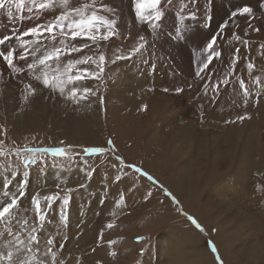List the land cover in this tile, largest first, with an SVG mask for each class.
I'll return each instance as SVG.
<instances>
[{
    "label": "rangeland",
    "instance_id": "374dc122",
    "mask_svg": "<svg viewBox=\"0 0 264 264\" xmlns=\"http://www.w3.org/2000/svg\"><path fill=\"white\" fill-rule=\"evenodd\" d=\"M162 1L167 5L178 3L180 21L170 13L174 20L173 27L166 26L165 29L160 25L172 36L174 43L169 41L166 48L160 50L148 37L141 53L134 55L131 60H119L127 62L134 74L139 69L143 71L137 74V80L135 77L124 80L126 89H118L116 80L109 77L107 69L109 60H115L118 55H127L140 42L139 38H135V19L138 18L135 16L134 0L129 3L125 0L97 1V5L103 3L102 5L107 4L113 9L112 12L102 14L117 21L118 35L107 42L101 41L99 49L91 45L81 53L62 57V62L66 63L68 59H79L85 54H95L94 58H97L102 52L106 56L105 70L99 78L88 77L72 85L90 88L95 95L89 94L88 99L76 103L60 95L58 91L53 92L43 87L42 83L33 78V73L27 66L24 73L18 75L20 84L0 86V95L14 89L12 93L21 99L18 119H14L13 113L11 118L8 106L0 103V141H3L0 151L6 153L0 155V193L12 190L7 197L10 199L23 191L18 207L21 205L20 201L24 200L31 205L26 206L28 210L25 213L16 211L15 218L6 223L21 230L25 225L24 221L28 220L26 226L35 229V232H31L32 229L30 232L38 236L39 244H42L35 245L44 247L49 254L46 259L49 260L48 263L39 254L26 255L22 260L31 259L32 264H39L41 260L44 264H53V259H49L52 257L49 248L51 252H56L54 245L57 230L67 232L72 229V221L83 219L82 222L86 225L98 221L100 226L95 237L96 244L87 252L90 254V264H100L95 259V252L102 248L107 250L103 264H219L215 259L216 254L211 251L210 242L216 246L223 264H264V224L259 220L258 225L254 222L249 227L241 228V224L226 219L227 213H238L239 209L236 210L227 202L230 199L228 197L234 194L231 187L236 185L232 182L235 159L228 162L224 156L225 150L233 149V139L242 136L246 129L254 126L260 128V132L264 131V120H259L261 115L264 119V110L261 106L260 109L257 107L259 102L264 101V69L260 72L254 71V67L249 69L250 62L246 63L244 59V52L253 44L261 43V50L264 52V0H229L230 10L223 12L217 21L214 18L213 4L219 0ZM37 2L38 7L39 3L46 0ZM6 6L9 4L6 3ZM244 6L253 9L251 16L232 15ZM160 11L162 20L165 16L161 6ZM192 21L206 32H195ZM206 34H209V42ZM237 36L240 37L239 40ZM214 38V49L221 55L213 56L208 68L201 72L203 64L208 62L207 58L212 53L207 45ZM72 43L81 45L85 42L77 40ZM175 44L179 47L174 46ZM31 59L29 57L27 63ZM77 68L96 71L95 65L91 63L78 65ZM197 72H200L199 76ZM143 74L147 78L141 79ZM5 76L8 79V75L0 73V80ZM241 80L247 89V95L244 94L245 89L240 87ZM30 83L37 91L26 101L25 87ZM117 97L123 101L117 102ZM176 99L191 108L189 115L184 113L180 104H175ZM109 107L112 113H117V121L107 112ZM147 108L151 110L150 113ZM256 108L259 113H256ZM152 112L158 120L150 118ZM129 116L131 118L128 119ZM241 116L245 118L240 121L238 117ZM110 118L112 122L109 121ZM122 120H127L129 125L125 126ZM252 121V126H249ZM154 124L158 127L152 129ZM119 130L125 132L119 133ZM154 130L165 137L166 146L161 140L164 148L162 154L159 153L160 146L155 150L154 147L151 150L147 147ZM179 137L185 158L192 153L200 157L202 151H212V148L220 156L223 155L218 158L217 176L209 178L206 175L208 171L199 177L197 173L192 178L180 176L175 173V162L171 166L165 164L168 161V147L174 144L177 150ZM109 141L112 143H108ZM93 147L103 148L104 151L84 152V149ZM25 148H63L66 155L53 156L51 152L27 153ZM145 150L151 153H145ZM261 153L264 156V147L261 148ZM25 157H34L35 162L25 167ZM136 168L141 171H135ZM261 177H264V169L259 173V180ZM6 179L11 181L7 190L3 187ZM23 181L27 183L21 187ZM253 185L249 182L245 189L250 192L254 189ZM143 191H146L145 196ZM140 193L143 197H139ZM225 193L230 195L225 196ZM3 194H0V198ZM49 196H54L55 199L49 201L46 199ZM78 196L83 198L79 200ZM65 197L68 204H64ZM34 198L39 200V213L32 203ZM166 200V206L170 208L169 215L173 214L176 219L170 216L169 219L164 218L168 213L159 207V202L166 204ZM246 207L251 213L255 211L252 205ZM162 211L164 216L161 215ZM41 215L43 220L40 219ZM189 217L195 219L203 231ZM241 219L240 212L239 220ZM151 223L154 225L150 227ZM109 224L113 227L109 228ZM260 224L263 229L259 228ZM76 227L79 229V225ZM147 227L150 228L146 229ZM76 230L75 233L82 232V228ZM48 239H52L54 243L47 245ZM63 248L65 249V245L57 250L56 264H60L61 255L69 260L64 256ZM2 253L5 254V251ZM71 257L73 261L76 259L75 262L83 261L81 256ZM0 264L5 262L0 261Z\"/></svg>",
    "mask_w": 264,
    "mask_h": 264
},
{
    "label": "bare ground",
    "instance_id": "6f19581e",
    "mask_svg": "<svg viewBox=\"0 0 264 264\" xmlns=\"http://www.w3.org/2000/svg\"><path fill=\"white\" fill-rule=\"evenodd\" d=\"M97 1H99V0H97ZM101 1H104V0H100V2ZM107 1H109V0H107ZM125 1H127V3H129V1H131V0H125ZM248 1H250V0H247V2ZM251 2H253V0ZM82 3H84V0H69V5L72 8L81 6ZM230 4L231 3L229 2V0H219L218 3H214L213 4V13H214V18H215L216 21L219 20L222 17L223 12H226V11L228 12V10H230V6H229ZM160 6L162 7L163 16H165V17H163L162 20L160 19L158 21L157 20L141 21L139 19H135V34H136L135 38L136 37L139 38L140 36H143L146 39V38L149 37V40H151V42L153 44L154 43L157 44V47H159L158 49L162 50L163 48H166L165 46H167L169 41L174 43V41H172V39H173L172 36H169L167 34V32L164 31V28L166 29V26H172L173 27L174 20H173V17L171 16L170 13L174 14L176 19H178L179 21H180V19H179L180 18V13H179V9H178V3H173L171 5H167L164 1H162ZM167 6H169V8ZM9 8H10V11H11V15H9ZM63 8H64V5L61 3V0H54V3H53L52 6L44 8V9H40V8L37 7V5H32L29 2H25V7L22 10H17L15 5L6 6V4H5V7L3 9H0V37L20 34V33H23L24 31H26L27 29L36 26L37 24H46V23L52 21L54 19V17L56 15H58ZM29 9H31V11H29ZM214 18H213V20H214ZM216 21H215V23H216ZM192 24H193V26L195 28L194 29L195 32L203 31L202 29L199 28V26L194 21H192ZM160 25H162L164 28L161 27ZM133 28H134V26H133ZM203 32H206V31H203ZM198 34H200V33H198ZM172 35H174V34H172ZM201 35L203 36V34H201ZM207 36H208L207 37L208 41L207 40L206 41L209 42V39H210L209 38V34ZM174 38H175V36H174ZM23 39L24 40H32L34 38H32V37H23ZM195 40H196V38H195ZM133 41H135V40H133ZM190 42L193 43L192 40ZM177 44H175L174 46H176ZM188 45H190V44L188 43ZM192 45H194V44H192ZM177 46L179 47V45H177ZM261 46H263V45H261V43L259 45L253 44L252 46H250V49L247 50V52L246 51L244 52V55L246 56V57H244V59H246V63L247 62H250L251 64L254 63L253 64L254 65L253 66L254 67L253 68L254 71H259V72L264 69V52H262L263 50H261ZM12 47H15L17 49V59H16L15 63H16V65L18 67H21L23 69V71H21L20 73L13 72L11 69L8 68L6 62H4L2 58H0V73L8 75V79H6L7 78L6 76L4 78H1L0 86H2V84H4V85L8 84L11 87L12 86H16L17 83H19L18 81H19V78H20V76H18V75L23 74L24 71H25V68H26V64H27L28 60L27 61H23V60H20L18 58L19 57V53L22 51V49L20 48V42L17 39L13 38V39L7 41L5 43V45H0V50H3V51L6 52L7 50H9ZM173 47H169V48H173ZM186 47H188V46H186ZM181 49H183V47ZM251 49H253V50L251 51ZM184 50H187V49H184ZM188 52H190V50ZM186 54H188V53H186ZM183 55H185V54H183ZM110 61L111 60L108 61V63H109L108 66L109 67L107 69V74L109 75L110 78H113V79L116 80V82H117L116 86L118 87V89H121V88L126 89V87L124 85V80L133 79L134 77H135V80H137V79H139L137 77V74L143 72V71L141 72V70L139 69V70H137V73L134 74L133 68L129 67L127 65V62H122L123 60L120 61V62L118 60L115 63H111ZM256 75H257V73H256ZM146 76L147 75L143 74L141 79L147 78ZM12 92H14V89H13ZM12 92L10 90V92L7 91L5 94L0 95V103L2 105L8 106V108L10 109L9 114L13 113L14 114V119H18L20 117V115H18V114H20V110H21V99H20L19 96H16ZM242 97H243V95H242ZM121 101H123V99L121 100L119 97H117V102H121ZM175 101H176V103L175 102L174 103L177 104L178 106L180 104V106L182 107L181 109H183L185 114L189 115V113H191V108L188 105H186L183 101H181L180 103H179L178 99H176ZM237 105H238V103H237ZM260 106L264 110V101L263 102H259L257 107L260 109ZM109 108L110 109L107 112H109L112 115V117H114L115 120H116L117 113H112L110 111L111 107H109ZM147 110H148V113H150L151 110L149 111V108H147ZM257 112H258V109H257L256 113ZM155 115L156 114H154L152 112V114H150L149 116L153 120H158V118H155ZM230 116H231V114H230ZM11 118H13V115H12ZM111 118L109 119L110 122H112ZM129 118H131V116H129L128 119ZM233 118H235V117H233ZM259 120L260 121L264 120L263 119V115H261L259 117ZM122 122H123V124L125 126L129 125L127 120L126 121L122 120ZM220 122H222V121H220ZM252 124H253V121L250 122L249 126H252ZM157 127L158 126L156 124L152 125V129H155ZM243 128H244V125H243ZM119 129H120V127H119ZM119 131H120L119 133L125 132V130H119ZM191 131H192V129H191ZM161 134L156 133L155 130H154L151 138L149 139V142L147 143V147L150 150H151V147H154L153 149L155 150V148H158L160 146V148H161V150H159L160 154L163 153L162 150L164 149L163 148V144L161 146V143H162L161 140L164 142V145H165V141H166L164 135L161 136ZM154 141H156L155 145H154ZM177 141H178L177 150H176L174 144H172L171 147L169 146L170 150H169V147H168V149L166 151V155H167L168 161H167V163H165V164H167V166H171L170 164L175 162V165L177 167V169L175 170L176 175L189 176L190 178H192V177H194V175L196 173L198 174V177H199V176L203 175V172L206 174V172L208 171V174H206V175L209 178H214L215 176H217L218 168H219L218 158H222L223 155L220 156L219 153L215 149L212 148L211 149L212 151H210L209 149L202 151L200 153V157L195 156L194 153H192L190 156H187V158H185L184 157L185 156V152H183V150H182L183 146H182L181 138L179 137L177 139ZM212 141L215 142V140H212ZM233 141L235 142V145H233V149L230 148V149L225 150L226 153H224V156H225V158H226V160L228 162L230 161V159H235V162L233 164L234 173L233 172H231V173H233V181L232 182L236 183V185H235L234 188L231 187L232 190H234L232 192L234 194H232V193H231L232 195L227 194V193L224 194L225 196L226 195H230V197H228L230 199L227 201L224 198L225 199L224 201H227L228 203H230L231 206H233V208H236V210L239 209V212L238 213H236V212L231 213V211H230L229 213H227L226 219H228L229 221L232 219V221L236 222V224H241L240 225L241 228H245L246 226L249 227V225H252L254 222H256L255 224H257V222L259 220L264 224V213H263L264 212V177H261L260 180H259V173H260L261 169H264V156L261 155L262 154L261 153V148L264 147V131L262 130V132H260V128H255L253 126V127L249 128L248 130L246 129V131L243 132L242 136L234 138ZM155 146H157V147H155ZM137 149H139V148H137ZM153 149H152V151H154ZM147 151H148V153H151L149 150H145V153H147ZM145 158H148V157H145ZM251 175H253L252 178H251ZM251 180H253L254 182H252ZM128 181H130V180H128ZM249 182L254 184L253 185L254 189L252 191H250V192H248L245 189L247 184H249ZM128 184H129V182H128ZM257 184H258V186H256ZM9 188H10V186H9ZM11 192H12V190H9L8 193L10 194ZM3 193H5V191L1 192L0 194H3ZM152 193H154V192H152ZM144 194H146V191H143V195ZM154 195H155V193H154ZM134 196H135V193H134ZM140 196H142L141 193L139 194V197ZM7 197L8 196H5V195L2 196V198H0V203H4L5 201H8L9 199ZM243 197H246V198L244 199ZM82 198H83V196H78L79 200H81ZM28 199H29V197H28ZM75 202H78V201H75ZM95 203H96V201H95ZM159 203H160L159 207L162 210H164V212L168 213L170 211V208L168 209L167 206H166V205H168L167 200H166V204H164L163 201H160ZM247 203H249L248 205H252V208L253 207L255 208V211L253 213H251V211L247 209V207H246V206H248ZM20 204L21 205H19L18 210L22 211V212L24 211V213H25L28 210L26 208V206L28 207L30 204L29 203H25V200L24 201H20ZM92 208H93V206H92ZM92 208H91V210H92ZM31 209H32V207H31ZM18 210H17V212H18ZM228 211H229V209H228ZM240 212L242 214L241 221L239 220ZM169 214L170 213L166 214V217H164V218L165 219H169L171 217V218H175L176 219V217H173L174 216L173 214L171 216ZM253 214H254V216H253ZM161 215L164 216L163 215V211H162ZM29 217L30 216H28V218ZM89 218H91V216ZM128 218H130V217H128ZM92 219H89V221H93ZM32 221H33L32 223H34V220H32ZM82 221H83V219L81 221L77 220V219L72 221V229H69L67 232H61L60 229H58L57 232H56V240H55V237H53L54 240H55V245H54V249H55L54 251H56L55 253L58 255L57 250H59L61 246L65 245V249L63 248L64 249V251H63L64 252V256L66 258L68 257L67 259H69V260H65V258L62 257V255H61L59 257V260H61V261H59L60 264H84V263L85 264H90V262H91V258L89 257L90 254L88 255L87 252L89 251V249H91L92 245H93V247L95 246L94 245V244H96L95 237H96L97 233L100 230V226H99V222L98 221L92 222V224H87V225L84 222H82ZM27 222H28V220H27ZM17 223L18 222H16V224ZM0 224H1L0 225V231L4 234V235L0 236V239H2L0 241V253L5 251V255H6L7 251H9V250L15 251V249L12 247V245L9 244V241H13V235H8V233L6 232V228L10 227L12 233L15 236H19L22 240L25 241V244H27V237H28V235L30 233V230L32 229V228L30 229L29 225H27V226L24 225L21 230L20 229L17 230L13 224H10V223L7 224L6 222H1ZM20 225H21V222H20ZM78 225H79V229L76 227ZM260 225L261 226L260 227L258 226V227L263 229L262 224H260ZM17 228H19V227H17ZM81 228H82V232H80V233H77V232L75 233L74 232L76 229L80 230ZM127 232H128V230H127ZM53 233H55V232H53ZM140 234H142V233H140ZM47 235H48V233H47ZM46 236H44V237H46ZM41 243H42V241H41ZM39 245H42V244H39ZM21 247H23V246H21ZM106 251L107 250H104V248H102L101 250L97 249V251L95 252V254H96L95 255V259L98 260L100 264H103L104 257L107 255ZM29 254H31V255L39 254L40 256H42V258H43L42 260L45 259V261L47 263L49 262V260H46V259H48L49 254L44 249V247L34 244V245H32V250L31 251H29V252L22 251L21 253L14 255V258H13L14 264H19V261L24 259L25 257H27L26 255H29ZM75 255L81 256L83 258V261L80 262V263L79 262H75L76 259L73 261L71 256H75ZM57 258L58 257H56V262L58 260ZM27 259H29V258H27ZM49 259H52V257H50ZM63 260H65V261H63ZM92 264H94V263H92Z\"/></svg>",
    "mask_w": 264,
    "mask_h": 264
},
{
    "label": "snow or ice",
    "instance_id": "6c2138e0",
    "mask_svg": "<svg viewBox=\"0 0 264 264\" xmlns=\"http://www.w3.org/2000/svg\"><path fill=\"white\" fill-rule=\"evenodd\" d=\"M29 3L36 5L37 0H28ZM8 3L9 6L12 4L15 5L17 10H22L25 7V0H0V9L5 7V4ZM54 0H46L38 4L40 9H44L52 6ZM61 3L64 5V8L60 11L54 19L46 24H37L34 27H31L24 31L23 33L16 35H9L0 37V45H5V43L13 38L17 39L20 42V48L22 51L19 53V59L27 61L29 56L32 58L30 63H27V69L33 73V78L42 83L43 87L50 89L53 92L58 91L60 95L66 96L67 99L72 100L76 103H79L82 100L88 99L89 94L95 95L90 88H80L77 86H72L77 84V82L84 80L85 78L91 77L93 79L99 78L105 70L106 56L100 52L97 58H94V55H83L79 59H68L66 63L62 62V57L68 56L71 57L73 53H81L85 48H90L91 45H95L97 49L100 47L101 41H109L112 37L118 35L117 21L115 19L109 18L108 16L102 14L104 12H112L113 9L106 5H97V0H84L81 6L72 8L69 5V0H61ZM162 0H134L135 7V16L141 20H160L161 11L160 5ZM264 7V5H262ZM31 11V9H29ZM253 9L249 6H244L238 11L233 12V16L237 15H248L251 16ZM9 15L11 11L9 8ZM103 29V31H102ZM23 37H32V40H24ZM238 40L239 36L236 37ZM77 40H82L85 43L77 45L72 43ZM139 43L135 45L127 55H118L115 57V60L110 61L115 63L117 60L127 59L131 60L134 55L141 53V49H144L147 41L143 36L139 37ZM88 42H91L89 44ZM215 38L212 42L207 45V48L212 50V53L208 56V62L203 64L201 72L204 69L208 68V64L213 59V56H220L221 53L216 52L214 49ZM37 53H41L37 55ZM0 58L6 62L9 69L15 73H20L23 71L21 67H18L15 63L17 59V49L15 47L10 48L6 52L0 50ZM91 63L95 65L96 71H89V69H79L78 65H87ZM147 63V61H145ZM253 65L248 64V68L251 69ZM75 70V74H73ZM197 75H200V72H197ZM227 83V81H225ZM71 86V87H70ZM240 87L245 89V95H247V89L245 88L244 82L240 81ZM37 89L30 83L25 87L24 99L27 101L29 97L36 94ZM177 91H180L177 89ZM101 102L102 99H101ZM245 117L241 116L238 119L243 120ZM3 141H0L2 144ZM108 143H112L109 141ZM19 149L17 150V155H19ZM27 153H36V152H51L53 156H64L66 155L63 148L57 149H33L25 148ZM103 148H86L84 152L86 153H95L103 152ZM0 155H6V153L0 151ZM35 162V158L25 157L23 160V165L27 167L28 165ZM135 171L140 172L141 169L136 168ZM27 175V173H25ZM91 175V173H89ZM151 178V177H150ZM119 179V177H117ZM27 181H23L20 185L23 187V184H26ZM11 184L10 180H5L3 187L7 189ZM5 196H9V193L6 191ZM24 195L21 191L18 195H13L11 198L0 204V222H10L15 218V211L18 210V204L20 198ZM170 195V193H169ZM47 200L51 201L55 199L54 196L46 197ZM67 197L64 198V204H68ZM32 203L36 206V212H40L39 200L34 198ZM40 219L43 220L44 217L41 215ZM192 220V223L203 231V228L200 224L189 217ZM24 224H27V221H24ZM109 228L113 225L109 224ZM8 235H13V241H9V244L15 249V251L9 250L6 255L0 253V261H4L5 264H14V255L21 253L22 251H31L32 245L39 244V238L36 235H32L31 232H35V229H32L27 237V244L19 236H15L11 228H6ZM4 235L0 233V236ZM142 239V238H138ZM47 245H52L54 241L48 239L46 241ZM23 246V247H21ZM62 247V246H61ZM211 251L216 254L215 259L219 261V264H223V260L220 258L217 248L214 244L210 242ZM49 253L52 256L53 264H56V253L51 252L49 248ZM115 255V253H112ZM34 259V258H33ZM19 264H32V260H20ZM39 264H44L43 261H40Z\"/></svg>",
    "mask_w": 264,
    "mask_h": 264
},
{
    "label": "crops",
    "instance_id": "0c3cea01",
    "mask_svg": "<svg viewBox=\"0 0 264 264\" xmlns=\"http://www.w3.org/2000/svg\"><path fill=\"white\" fill-rule=\"evenodd\" d=\"M145 203H146V202H145ZM159 224H160V223H159ZM159 224H158V225H159ZM161 224H162V223H161ZM152 225H154V224H153V223H151L150 227H151ZM150 227H147L146 229H149Z\"/></svg>",
    "mask_w": 264,
    "mask_h": 264
}]
</instances>
